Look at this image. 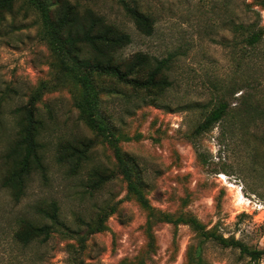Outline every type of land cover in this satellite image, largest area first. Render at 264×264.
I'll return each mask as SVG.
<instances>
[{"label": "rangeland", "instance_id": "obj_1", "mask_svg": "<svg viewBox=\"0 0 264 264\" xmlns=\"http://www.w3.org/2000/svg\"><path fill=\"white\" fill-rule=\"evenodd\" d=\"M68 1L130 35L122 57L167 59L169 85L146 92L96 80V115L108 128L100 136L74 105L77 88L61 82V66L38 37L35 11L16 4L0 25V264H264V254L251 261L201 241L188 224L164 219L193 217L206 230L264 252V121L250 126L239 113L246 101L264 109V35L250 50L238 29L257 12L258 28L264 26V1ZM133 7L151 18V35L136 29L126 11ZM41 86L34 104L42 124L39 161L18 191L15 111L28 107ZM219 103L227 104L226 117L197 133ZM70 148L83 155L60 159ZM115 148L138 173L153 216L128 194ZM52 203L54 221L39 212ZM23 221L50 226L49 238L18 242Z\"/></svg>", "mask_w": 264, "mask_h": 264}, {"label": "trees", "instance_id": "obj_2", "mask_svg": "<svg viewBox=\"0 0 264 264\" xmlns=\"http://www.w3.org/2000/svg\"><path fill=\"white\" fill-rule=\"evenodd\" d=\"M20 1L35 11L39 23L38 37L61 66L63 71L61 82L65 80L77 88L74 105L87 126L100 136H106L108 128L96 115L99 94L95 85L96 80L112 78L118 83L146 92L161 91L169 85L163 73L167 68V59L158 60L143 53H135L128 58L122 57L120 52L130 43V35L108 23L90 7L71 3L68 0H0V25L6 15L13 14L16 4ZM126 11L141 34L146 36L152 34V20L149 16L136 7L126 8ZM257 17L251 23L238 26L244 34L243 42L250 50L257 49L264 35V26L258 28L260 23L258 12ZM44 88L45 86H41L34 93L28 107H21L15 111L16 115L20 116V121L12 150L17 154L21 152L22 155L12 173V179L15 180L12 186L18 191L32 166L39 161L37 149L40 147L39 130L42 124L35 119L34 104L40 99ZM239 113L250 120L248 121L250 126H256L264 121V109L247 101L239 105ZM227 114V104L219 103L197 127L196 132L206 133ZM70 149L71 155L61 154L60 159L70 161L75 153L78 158L83 155V150L79 148ZM114 155L126 181L128 194L132 195L142 208L148 210L150 216H153L152 208L142 193V183L138 173L132 174L130 166L117 148ZM103 183L104 181H101L99 184ZM57 209V205L52 203L49 210L41 209L39 212L54 221ZM164 219L173 224H188L197 232L201 241H212L222 248L236 249L251 261H258L264 254L262 250L250 248L234 238H225L211 230H206L196 218L177 217L172 220L165 215ZM50 232V226L23 221L15 234V239L22 244L36 240L45 242ZM195 264H201L200 259H197Z\"/></svg>", "mask_w": 264, "mask_h": 264}]
</instances>
